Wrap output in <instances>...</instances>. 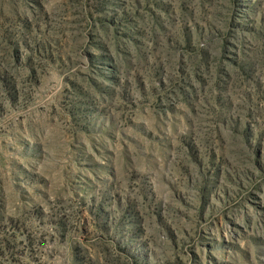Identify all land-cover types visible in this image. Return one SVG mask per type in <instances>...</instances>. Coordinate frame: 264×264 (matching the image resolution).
<instances>
[{
    "label": "rangeland",
    "instance_id": "obj_1",
    "mask_svg": "<svg viewBox=\"0 0 264 264\" xmlns=\"http://www.w3.org/2000/svg\"><path fill=\"white\" fill-rule=\"evenodd\" d=\"M0 264H264V0H0Z\"/></svg>",
    "mask_w": 264,
    "mask_h": 264
}]
</instances>
